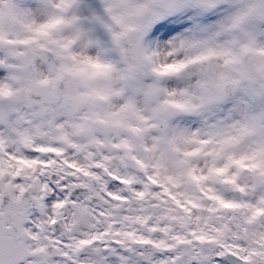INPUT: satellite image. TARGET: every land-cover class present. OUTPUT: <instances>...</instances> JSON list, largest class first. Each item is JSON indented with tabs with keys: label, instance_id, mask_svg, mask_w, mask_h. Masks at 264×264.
Masks as SVG:
<instances>
[{
	"label": "snow or ice",
	"instance_id": "snow-or-ice-1",
	"mask_svg": "<svg viewBox=\"0 0 264 264\" xmlns=\"http://www.w3.org/2000/svg\"><path fill=\"white\" fill-rule=\"evenodd\" d=\"M0 264H264V0H0Z\"/></svg>",
	"mask_w": 264,
	"mask_h": 264
}]
</instances>
